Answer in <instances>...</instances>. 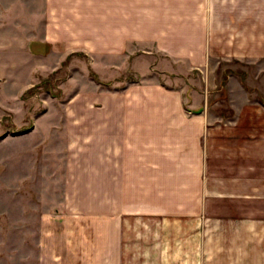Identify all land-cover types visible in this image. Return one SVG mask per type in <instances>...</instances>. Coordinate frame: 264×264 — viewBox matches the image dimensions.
I'll return each instance as SVG.
<instances>
[{
  "label": "crops",
  "instance_id": "crops-1",
  "mask_svg": "<svg viewBox=\"0 0 264 264\" xmlns=\"http://www.w3.org/2000/svg\"><path fill=\"white\" fill-rule=\"evenodd\" d=\"M80 50L151 74L236 62L190 110L186 85L147 74L44 111L38 192L60 201L39 230L82 264H264V0H0V113Z\"/></svg>",
  "mask_w": 264,
  "mask_h": 264
},
{
  "label": "rangeland",
  "instance_id": "rangeland-1",
  "mask_svg": "<svg viewBox=\"0 0 264 264\" xmlns=\"http://www.w3.org/2000/svg\"><path fill=\"white\" fill-rule=\"evenodd\" d=\"M108 57L111 63L103 65L99 64V59L105 56L89 55L81 50L59 56L61 61L56 70L43 72L36 83L26 89L21 101L12 103L10 108L0 113V264H82L73 261L74 250L67 252L64 239H58L56 235L52 237L49 231L39 230L41 213L45 217L49 209L60 201L53 199L51 194L40 198L41 193L38 192L39 188L47 190L40 183L51 180L50 171L54 168L49 151L52 145L48 148L50 141L48 138L43 140V127L50 125L53 119L49 120L48 117L55 114H42L44 111H62L68 96L74 93L73 89L93 91L94 82L101 80L100 75L110 79L106 83L101 80L106 85L120 87L127 81L147 77V74L159 77L162 81H177L176 86L179 83L186 85L189 98L187 107L190 110L194 108L195 89L199 85L197 81L200 82L203 78L206 84L209 82L213 86L215 91L211 100L215 102L226 91L225 83L233 70L228 64L236 62L222 61V70L213 74V77L206 72L196 73L193 70L184 71L178 76L170 72L165 75L157 72L158 70L151 74L149 71L132 69L130 65L128 70L122 71L117 66L114 67V63L119 62L117 57ZM143 57L145 56H140L145 62ZM105 66L107 70L104 69ZM238 68L241 69L240 66ZM238 73L243 79V72L240 70ZM217 81L218 85H215ZM220 81L222 86H219ZM25 128L27 130H23ZM62 233L64 232L59 231L55 234L58 236ZM92 234L95 237V232ZM42 235L41 250L36 242ZM56 254L60 257H55Z\"/></svg>",
  "mask_w": 264,
  "mask_h": 264
},
{
  "label": "trees",
  "instance_id": "trees-1",
  "mask_svg": "<svg viewBox=\"0 0 264 264\" xmlns=\"http://www.w3.org/2000/svg\"><path fill=\"white\" fill-rule=\"evenodd\" d=\"M94 74V73H93ZM23 130H27L26 128L25 129H23Z\"/></svg>",
  "mask_w": 264,
  "mask_h": 264
}]
</instances>
